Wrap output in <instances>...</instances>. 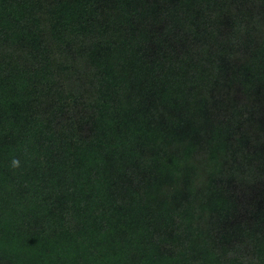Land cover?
I'll list each match as a JSON object with an SVG mask.
<instances>
[{"label": "trees", "instance_id": "1", "mask_svg": "<svg viewBox=\"0 0 264 264\" xmlns=\"http://www.w3.org/2000/svg\"><path fill=\"white\" fill-rule=\"evenodd\" d=\"M0 264H264V0H0Z\"/></svg>", "mask_w": 264, "mask_h": 264}, {"label": "clouds", "instance_id": "2", "mask_svg": "<svg viewBox=\"0 0 264 264\" xmlns=\"http://www.w3.org/2000/svg\"><path fill=\"white\" fill-rule=\"evenodd\" d=\"M15 163V162H14Z\"/></svg>", "mask_w": 264, "mask_h": 264}]
</instances>
